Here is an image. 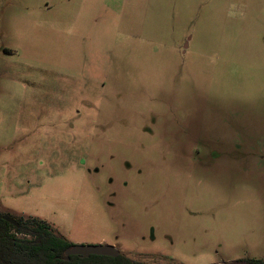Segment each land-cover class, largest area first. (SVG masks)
<instances>
[{"label":"rangeland","instance_id":"1","mask_svg":"<svg viewBox=\"0 0 264 264\" xmlns=\"http://www.w3.org/2000/svg\"><path fill=\"white\" fill-rule=\"evenodd\" d=\"M0 211L141 264L264 261V0H0Z\"/></svg>","mask_w":264,"mask_h":264},{"label":"trees","instance_id":"2","mask_svg":"<svg viewBox=\"0 0 264 264\" xmlns=\"http://www.w3.org/2000/svg\"><path fill=\"white\" fill-rule=\"evenodd\" d=\"M5 216L9 215L0 211V264H141L125 254L116 258L71 256L66 261L65 252L74 244L57 233L48 221L33 216L12 217L17 222L13 225L4 220ZM16 234L32 239H20ZM247 263L264 264V261Z\"/></svg>","mask_w":264,"mask_h":264},{"label":"water","instance_id":"3","mask_svg":"<svg viewBox=\"0 0 264 264\" xmlns=\"http://www.w3.org/2000/svg\"><path fill=\"white\" fill-rule=\"evenodd\" d=\"M4 220L13 225H17V222L12 217L5 216ZM65 255H66V261H68L71 256H80L85 259H88L91 256H105V257L116 258L120 255V251L117 248L111 246H105V245H98V246L74 245L72 248L68 249L65 252ZM228 264H249V263L234 262Z\"/></svg>","mask_w":264,"mask_h":264},{"label":"flooded vegetation","instance_id":"4","mask_svg":"<svg viewBox=\"0 0 264 264\" xmlns=\"http://www.w3.org/2000/svg\"><path fill=\"white\" fill-rule=\"evenodd\" d=\"M121 254H123V253L120 252V255H121ZM126 256H127V255H126ZM129 258H130V257H129ZM130 259H131V258H130ZM132 260L137 261V260H135V259H132ZM137 262H138V261H137ZM139 263H140V262H139Z\"/></svg>","mask_w":264,"mask_h":264},{"label":"crops","instance_id":"5","mask_svg":"<svg viewBox=\"0 0 264 264\" xmlns=\"http://www.w3.org/2000/svg\"><path fill=\"white\" fill-rule=\"evenodd\" d=\"M40 218V217H39ZM41 219H43V218H41ZM45 220V219H44ZM47 221V220H46Z\"/></svg>","mask_w":264,"mask_h":264}]
</instances>
